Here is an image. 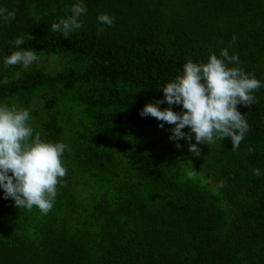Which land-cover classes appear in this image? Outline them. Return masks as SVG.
I'll return each instance as SVG.
<instances>
[{"label":"trees","instance_id":"16d2710c","mask_svg":"<svg viewBox=\"0 0 264 264\" xmlns=\"http://www.w3.org/2000/svg\"><path fill=\"white\" fill-rule=\"evenodd\" d=\"M81 2V29L67 38L50 31ZM0 8L15 11L0 20V103L28 109L34 135L67 146L48 214L19 209L0 188V264H264V0H0ZM17 47L56 63L5 66ZM225 48L261 87L252 106L238 105L249 125L239 148L225 138L198 145L197 157L186 138L170 139L174 125L140 112L164 99L187 60Z\"/></svg>","mask_w":264,"mask_h":264},{"label":"clouds","instance_id":"9594fccd","mask_svg":"<svg viewBox=\"0 0 264 264\" xmlns=\"http://www.w3.org/2000/svg\"><path fill=\"white\" fill-rule=\"evenodd\" d=\"M71 14L50 25L51 32H59L63 37L82 28L81 15L86 12L85 5L74 4ZM15 18V11L0 8V20L8 22ZM97 20L100 24L111 26L114 19L101 13ZM99 31H103L101 28ZM16 46L24 44L22 37L14 41ZM38 60L36 51L21 49L11 51L4 57L5 66L22 65L27 70ZM229 64L236 66L229 67ZM237 54L229 55L228 49H221L220 55L209 54L207 62H193L189 59L183 65L182 74L162 87L163 100L147 103L141 116H152L164 124L174 125L170 139L179 141L186 138L189 151L199 157L200 144L212 145L216 140L231 138L232 149L237 150L249 125L238 105L252 106L254 92L261 87V81L254 73L243 70ZM167 102L169 107L161 109L160 104ZM182 105L183 111L176 112L171 105ZM188 127L190 131H182ZM196 143H191L192 134ZM63 142H51L35 133L30 124L28 109L19 108L15 103H0V188L4 197L12 198L15 206L29 211L36 207L42 214L53 208L57 196V186L67 175L63 162L66 150ZM177 148L182 147L179 143ZM255 176L260 175L254 169ZM188 177L194 172L189 171Z\"/></svg>","mask_w":264,"mask_h":264},{"label":"rangeland","instance_id":"374dc122","mask_svg":"<svg viewBox=\"0 0 264 264\" xmlns=\"http://www.w3.org/2000/svg\"><path fill=\"white\" fill-rule=\"evenodd\" d=\"M45 62L46 66H51V65H55L56 63V57H53V56H49L48 58L46 59H43L42 57H40L38 59V62Z\"/></svg>","mask_w":264,"mask_h":264}]
</instances>
